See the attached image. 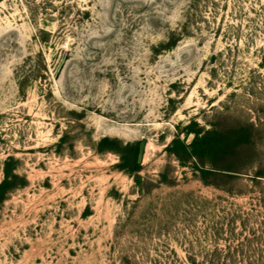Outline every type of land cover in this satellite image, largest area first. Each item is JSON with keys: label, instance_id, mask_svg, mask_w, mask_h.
<instances>
[{"label": "rangeland", "instance_id": "obj_1", "mask_svg": "<svg viewBox=\"0 0 264 264\" xmlns=\"http://www.w3.org/2000/svg\"><path fill=\"white\" fill-rule=\"evenodd\" d=\"M7 172L0 264H264V0H2Z\"/></svg>", "mask_w": 264, "mask_h": 264}, {"label": "trees", "instance_id": "obj_2", "mask_svg": "<svg viewBox=\"0 0 264 264\" xmlns=\"http://www.w3.org/2000/svg\"><path fill=\"white\" fill-rule=\"evenodd\" d=\"M1 1L2 0H0V3ZM192 132L195 133L196 137L190 147H184V152L187 155L188 159H191V158L202 159L212 149V147L214 146V142L211 139L210 133L202 135L201 130L192 131ZM243 135L244 134H242V136ZM252 135L253 134L251 133V135L250 134L248 135V138L246 136L245 139H241L242 142H250ZM135 166L137 169L140 168V165L138 164V159L135 161ZM200 171L202 173L203 178L205 179L210 175L223 174L222 172H217V171L209 170L205 168H202ZM10 186H11L10 173L7 172L5 180L0 184V205L5 201L6 194L9 191Z\"/></svg>", "mask_w": 264, "mask_h": 264}, {"label": "water", "instance_id": "obj_3", "mask_svg": "<svg viewBox=\"0 0 264 264\" xmlns=\"http://www.w3.org/2000/svg\"><path fill=\"white\" fill-rule=\"evenodd\" d=\"M145 146H146V143H142V144H141V152H140V154H139V158H138V163H139V164H142V162H143Z\"/></svg>", "mask_w": 264, "mask_h": 264}]
</instances>
